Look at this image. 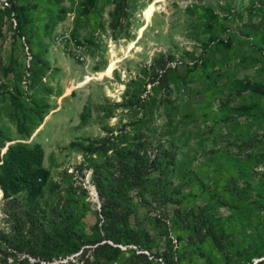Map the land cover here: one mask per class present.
Listing matches in <instances>:
<instances>
[{
  "label": "trees",
  "instance_id": "16d2710c",
  "mask_svg": "<svg viewBox=\"0 0 264 264\" xmlns=\"http://www.w3.org/2000/svg\"><path fill=\"white\" fill-rule=\"evenodd\" d=\"M99 1L82 2L79 10L86 20L97 14L96 5ZM125 1H121L116 11L123 9ZM6 3L4 8H0V41L6 37L7 24H10V30H13L15 42L17 38L27 39L32 57L31 64L26 69L29 73L27 83L30 89L32 82L34 86L35 81L44 77L41 74L42 70L48 68L47 63L31 46L35 36L31 22L38 7L30 5L29 0H6ZM58 8L55 9L58 13L65 12ZM207 8H209L207 17L199 20L201 23L204 21L210 24L212 35V40L203 44L204 54L213 52L214 64L218 65L217 54L214 51L218 49L219 43L223 42L219 32L227 35L229 29L222 25L220 16L212 7ZM250 10L252 14L259 16L264 14V0H257ZM214 19L218 20L214 22L212 21ZM14 21L17 24L16 29L12 28ZM262 22L264 23V16ZM242 29L239 30V34L243 32ZM248 37L250 48L255 52V59L261 56L264 64L262 33L251 29ZM16 54L17 48L14 46L8 61L4 62V55L0 50V74L3 77L8 78L11 73L22 68L21 58L19 55L17 58ZM159 57L160 59L155 58V66L151 68L150 74L145 70L146 75H150V83L146 76L129 82L123 102L115 104L114 109L132 111L134 116L143 113V117L148 120V116L152 117L155 111L162 116L164 110L168 116V125L172 126L175 119L173 111L178 107L175 99L171 98L172 92L180 90L183 85L193 83L195 80L192 75L201 72L204 75L201 77H205L209 68H199L206 65L203 59H200L186 65V72L180 75V81H172L170 77L177 71L167 66L176 61V57L172 52L162 53ZM213 70L216 76H220L223 68L221 66L218 70L216 68ZM213 83L215 81L208 82L203 92H197L191 98L198 97L199 100L200 96L206 97L212 91L209 89ZM149 84H154L153 92L156 95L159 92L164 94L160 100L150 92L144 97ZM7 88V84L0 81V97L8 96L12 105L19 110L23 107L21 98L24 91L19 88L15 90L14 87ZM230 94L235 96V102L231 104L219 101L221 114L213 118V121L216 125L222 123L233 130V136H228L227 142L235 146L239 152L235 154L229 149L220 148L209 152L203 151L201 154L194 150L193 159H197L200 164L195 167L194 160L193 162L186 160L185 164L190 163V167L186 168L188 170L184 173L181 166L179 168L180 162L178 164L180 149L176 145L175 136L170 141V146H167L158 139L155 130L148 126L144 118L133 120L121 129L108 124L103 129L107 133L104 137L87 142H72L70 147L78 149L85 157L84 162L77 167V173L84 179L86 172L92 171L91 180L101 202L100 212L95 211L96 223L88 232L83 221L91 212L89 191L82 185L74 186L75 172L62 173L65 185L54 182L51 171L45 166L46 153L43 146L29 142L34 132L43 125L50 114L49 105L36 104L35 108L30 109V117L24 116L35 125L32 129H26L24 120H20L19 132L24 135L23 138H6L0 128V190L4 214L1 220L4 226H0V264H53L56 260L67 259L79 252L81 253L73 260L62 264H124L123 251L109 244L110 241L118 246L126 248L132 246L141 251L154 253V248L158 247L155 244L156 237L145 227L138 210L139 206L144 207L145 214L148 215L151 205L159 201L155 195H158L164 207L179 205L172 211V216L165 212L167 219L171 220V228L168 227L167 234L173 232L179 252L181 247L196 251V257L188 263L185 255L177 256L181 264L195 262L197 258L204 257L210 248L216 253L224 248L225 245L222 246L213 230L217 222L221 225L219 231L227 236H232L237 231L243 232L252 219L264 227V173L257 176L256 170L264 163V152L259 153L262 147H257V144L262 142L254 133L245 129L251 122H264V79L240 81L236 89L231 88ZM246 96H249L251 101L240 103ZM184 97L182 96L179 102L185 103L188 97ZM211 97L212 95L209 96ZM112 113L113 110H110L106 118L114 117ZM82 119L85 120L84 117ZM143 122L142 126L146 127V130L142 133H137V130L135 134H131L126 129ZM210 130L213 131V127ZM201 167L205 169L213 167L216 171V181L206 184V179L201 178L198 173ZM178 182L179 185L174 186ZM152 187L155 189L150 192L149 188ZM185 190H189L188 196H185ZM201 190L203 194L199 196ZM134 193L138 197V204L134 203ZM203 196L214 197L218 207L233 212L230 225L232 228L222 226L221 219L218 220L213 214L215 202L213 201L212 206L211 199ZM177 197L181 199L176 201ZM202 197L207 202L203 206L199 205L200 212L196 215L191 207L197 206ZM185 199L190 203L187 212L182 208ZM159 219H153L154 226L160 227L163 221L164 225L167 224L166 220ZM198 223L200 227L197 226ZM188 232L190 234L186 236L185 233ZM200 233H205L207 238L195 240L193 243V236ZM248 237L251 239V246L248 248L242 244L224 248L227 250L226 259H230L228 254L234 253L238 258V264H252L254 258L264 257V231L250 232ZM174 249L173 240L168 237L164 250L167 252L157 257H161L165 264H176L173 256L168 255V252L174 255ZM128 252L134 258L149 260L144 253L136 255L137 249L131 248ZM258 264H264V260Z\"/></svg>",
  "mask_w": 264,
  "mask_h": 264
},
{
  "label": "rangeland",
  "instance_id": "374dc122",
  "mask_svg": "<svg viewBox=\"0 0 264 264\" xmlns=\"http://www.w3.org/2000/svg\"><path fill=\"white\" fill-rule=\"evenodd\" d=\"M83 1L29 0L30 5L38 7L31 22L35 31L31 46H33L34 52L39 54L48 65V68L41 72L44 77L35 81L34 86L32 82L30 89L28 83L25 84L28 82L27 75H29L26 69L31 64L29 59L31 57L30 44L25 38H17L15 42L13 30H10V24H7L6 37L0 41L4 62L8 61L9 55L16 46V56L17 58L18 55L20 56L22 68L11 73L8 78L0 74V81L7 84L8 88L14 87L15 90L17 88L23 90L24 94L21 98L23 107L19 110L12 105L8 96L0 97V128L6 138H23L24 135L19 132L20 120H24L26 129H32L35 125H32L30 119L26 120L24 116L30 117V109L35 108L36 104L49 105L50 114L52 113L50 118L44 121L42 129L39 128L36 135L34 132L29 142L43 146L46 153L45 166L51 171L54 182L65 185L62 173L65 171L69 174L75 172L74 186L82 185L89 191L88 201L91 202V212L83 221L88 232L89 228L96 223L95 211L100 212L101 202L91 180L92 171L86 172L84 179H81L80 174L77 173V167L84 162L85 157L78 149L71 148L70 144L106 136L107 133L103 129L108 124L116 129H121L133 120L143 119V113L134 116L132 111L114 109V105L123 102L127 84L132 80L146 76V80L150 83V75H146L145 70H148V74H150L151 68L155 66V58L160 59V54L172 52L176 61L167 66V68L171 67L177 71L170 77L172 81H180V75L186 72V65L198 62L200 59H203L206 65L199 68L209 69L206 71L205 77H201L204 76L201 72L198 75H192L195 80L193 83L182 84L180 90L176 89L172 92L171 98L175 99L178 105L173 111L175 119L172 126L168 125V116L164 110L162 116L155 111L152 117L148 116L149 120L147 118L144 120L150 128L155 130L158 139L162 143H166L167 146H170V141L175 136L176 145L180 149L178 164L180 162L179 168L181 166L183 173L188 170L186 168L190 167V163L185 164L186 160H191L190 162L194 160L195 167L200 164L197 159H193L192 151L194 150L202 154L203 151L209 152L212 149L225 148L235 154L238 153L239 150L227 142V137L233 136V130L222 123L214 124L213 118L221 114L219 101L231 104L235 102L236 98L230 94V91L231 88L236 89L240 81L264 79L262 57L259 56L255 59V52L251 50L248 43L250 42L248 36L251 29L259 30L264 37V23L262 22L264 14L260 16L252 14L250 9L257 0H126L120 11H116V8L119 7L122 0H100L96 5L97 14L90 20H86L79 10ZM4 5H7L6 0H0V8H4ZM56 7L65 10V12L58 13L55 10ZM207 7H212L220 16L222 25L229 29L227 35L222 31L219 32L223 42L219 43L218 49L214 51L217 54L218 65L214 64L213 52L204 54L203 44L211 41L212 35L210 24H206L204 21L201 23L199 20L207 17L209 9ZM151 8H154V11L148 15ZM48 18L50 19L48 20ZM217 20L212 21L216 22ZM16 26L14 21L12 28L16 29ZM241 28H243V32L239 34ZM79 45L85 47L88 63L77 59L75 48ZM23 52L28 56L26 57ZM221 66L223 71L220 76H216L213 68L218 70ZM213 81L215 83L209 89L212 91L206 97L201 98L200 96L199 100L198 97L191 98L195 93L203 92L207 83ZM153 86L154 84L147 85L144 97L150 92L160 100L164 94L159 92L156 95L153 92ZM224 86L227 87L224 88ZM211 95L212 97L209 98ZM182 96L188 97L185 103L179 102ZM250 101L251 98L246 96L240 103H249ZM110 110H113L112 116L114 117L107 119L106 116ZM143 124L144 122L136 127L129 126L126 129L131 134H135L137 130V133H142L146 130V127L142 126ZM212 127L213 131L210 130ZM245 129L254 133L255 137L262 142L257 144V147H262L259 153L264 152V122H251ZM184 145L187 147L183 148ZM201 168L198 173L201 178L206 179V184L209 185L216 181V171L213 167ZM256 170L257 176L263 174L264 163ZM179 183H175L174 186H178ZM154 189V187L149 188V191L153 192ZM188 191H184L185 196H188ZM214 191L213 188L215 194L216 191ZM202 194L201 190L199 196ZM133 196L134 203L138 204L137 195L134 193ZM154 197L159 201L151 205L148 215L145 214L144 207L139 206V210L137 209L138 213L140 212L142 215L145 227L156 237L155 244L158 247L154 248V253L141 251L132 246L129 248L118 246L111 241L108 243L123 251L124 264H165V261L161 257L158 258L157 255L162 256L164 252H167L164 250L169 237L173 240L175 253L172 255L168 252V255L173 256V261L176 264H181L177 256L185 255L186 263H188L196 257V251L185 250L181 247L179 252L175 235L173 232L167 234L168 227L171 228V220L167 219L165 214L168 212L169 216H172V211L179 205L164 207L158 195ZM203 197L197 206L191 207L195 210L196 215L200 212L199 205L203 206L207 202ZM204 198L211 199L212 206L213 201L215 202L213 214L218 220L221 219L222 226L232 228L230 225L233 220V212H229L224 207H218L214 197ZM180 199L181 197H177L176 201ZM2 206V192L0 191V226H4L1 222L4 217ZM187 206H190V203L185 199L184 207H182L184 212L190 209ZM154 218H160L161 221L164 219L167 224L164 225L163 221L160 227L154 226ZM193 222L191 226L194 225ZM197 226L200 227V224L198 223ZM220 226L217 222L213 230L222 246H226L224 248L236 247L239 244L248 248L251 246V239L248 237L250 232L264 231V227L254 219L250 221V225L244 228L243 232L237 231L232 236H227L219 231ZM189 234V232L185 233L186 236ZM202 238H207L205 233L193 236V243ZM131 248L137 249L136 255L146 254L149 260L134 258L128 252ZM224 248L222 247L219 253L210 248L204 257L197 258L191 264H238V258L234 253L228 254L230 259H226L227 250ZM80 253L64 260H56L53 264L66 263ZM263 260L264 257L254 258L252 264H258Z\"/></svg>",
  "mask_w": 264,
  "mask_h": 264
},
{
  "label": "built area",
  "instance_id": "2783aa9c",
  "mask_svg": "<svg viewBox=\"0 0 264 264\" xmlns=\"http://www.w3.org/2000/svg\"><path fill=\"white\" fill-rule=\"evenodd\" d=\"M75 51L77 53V59L80 60L81 62L83 63H88L89 60H88V57L86 56L85 54V47L79 45L75 48ZM32 57H29V59H31ZM27 82H25L26 84ZM5 150H3V153H4Z\"/></svg>",
  "mask_w": 264,
  "mask_h": 264
},
{
  "label": "crops",
  "instance_id": "0c3cea01",
  "mask_svg": "<svg viewBox=\"0 0 264 264\" xmlns=\"http://www.w3.org/2000/svg\"><path fill=\"white\" fill-rule=\"evenodd\" d=\"M108 73V72H107ZM110 73V72H109ZM52 114V113H51ZM51 114L45 119V121H47L49 118H50V116H51ZM42 127L43 126H41L40 128L42 129ZM38 132V131H37ZM37 132L35 133V135L37 134Z\"/></svg>",
  "mask_w": 264,
  "mask_h": 264
},
{
  "label": "bare ground",
  "instance_id": "6f19581e",
  "mask_svg": "<svg viewBox=\"0 0 264 264\" xmlns=\"http://www.w3.org/2000/svg\"><path fill=\"white\" fill-rule=\"evenodd\" d=\"M153 11H154V8H151V9L148 11V15H149V14H152Z\"/></svg>",
  "mask_w": 264,
  "mask_h": 264
},
{
  "label": "water",
  "instance_id": "95a60500",
  "mask_svg": "<svg viewBox=\"0 0 264 264\" xmlns=\"http://www.w3.org/2000/svg\"><path fill=\"white\" fill-rule=\"evenodd\" d=\"M1 191V190H0Z\"/></svg>",
  "mask_w": 264,
  "mask_h": 264
}]
</instances>
